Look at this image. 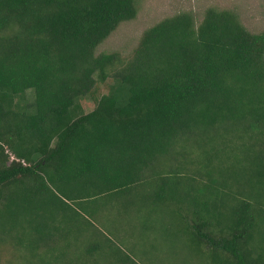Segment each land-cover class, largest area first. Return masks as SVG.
Listing matches in <instances>:
<instances>
[{
  "label": "trees",
  "instance_id": "16d2710c",
  "mask_svg": "<svg viewBox=\"0 0 264 264\" xmlns=\"http://www.w3.org/2000/svg\"><path fill=\"white\" fill-rule=\"evenodd\" d=\"M140 1L0 0V246L15 248L11 264H138L110 225L160 209L196 249L182 264H264V31L209 8L200 22L183 12L146 29L130 56L99 53ZM71 237L88 240L75 260Z\"/></svg>",
  "mask_w": 264,
  "mask_h": 264
},
{
  "label": "rangeland",
  "instance_id": "374dc122",
  "mask_svg": "<svg viewBox=\"0 0 264 264\" xmlns=\"http://www.w3.org/2000/svg\"><path fill=\"white\" fill-rule=\"evenodd\" d=\"M209 8L230 10L238 16L241 23L249 31L253 33L264 31V0H141L137 18L122 24L98 48V52H116L123 57L130 56L146 29L183 12L193 13L196 20L200 22ZM107 91L106 85L102 84L99 88L100 95ZM34 99L35 92L29 91L23 100V104H33ZM85 100L83 101L85 112L95 108L91 98L88 99L90 101ZM186 163L188 169V160ZM178 172L180 173L179 176L184 175L181 169ZM189 173L187 175H190ZM176 177L178 175L174 172L170 176L171 180L176 179ZM140 211L126 215L121 221L122 228L116 229L110 225L112 232H108L113 244L120 246L122 251L130 255L138 264H182V259L189 253V250H196L191 248L190 240L184 234L185 227H181V220L174 216L171 211L160 209L159 212L150 215L149 218L146 211ZM187 218V215L182 216L183 220ZM80 240L78 242L71 237L63 241V243H67L63 247L69 249L67 260H75L81 256L82 250H87V238V242H84V239ZM2 246H0V250H3L2 252L6 250V253L0 255V264H11L15 260L16 252H13L15 248ZM16 264L19 263L16 262Z\"/></svg>",
  "mask_w": 264,
  "mask_h": 264
}]
</instances>
